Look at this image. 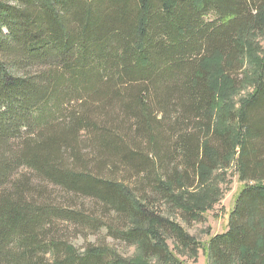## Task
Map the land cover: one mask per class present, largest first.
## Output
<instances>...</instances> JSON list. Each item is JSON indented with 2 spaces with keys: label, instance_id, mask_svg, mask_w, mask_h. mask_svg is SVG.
Returning a JSON list of instances; mask_svg holds the SVG:
<instances>
[{
  "label": "trees",
  "instance_id": "trees-1",
  "mask_svg": "<svg viewBox=\"0 0 264 264\" xmlns=\"http://www.w3.org/2000/svg\"><path fill=\"white\" fill-rule=\"evenodd\" d=\"M261 36L264 0H0V264H190L182 254L200 249L210 264H264ZM245 87L253 90L238 103ZM75 104L79 112L66 113ZM82 133L101 166L117 159L145 170L187 216L222 200L226 173L216 170L233 160L254 183L202 246L124 183L69 168ZM170 156L179 163L163 176ZM23 166L115 208L137 251L78 253L51 238L54 212L27 198Z\"/></svg>",
  "mask_w": 264,
  "mask_h": 264
},
{
  "label": "rangeland",
  "instance_id": "rangeland-1",
  "mask_svg": "<svg viewBox=\"0 0 264 264\" xmlns=\"http://www.w3.org/2000/svg\"><path fill=\"white\" fill-rule=\"evenodd\" d=\"M261 38L264 39V36H261ZM261 41L264 43L263 40ZM241 76L242 74L239 78ZM240 81L237 82L239 83ZM252 90V87L242 88L235 100L241 103L240 99ZM78 109L79 106L75 104L66 113L79 112ZM172 117L176 119L174 113ZM94 118L96 117L94 116ZM126 124L129 126L128 122ZM127 131L124 130L121 133L128 134ZM86 136L83 133L81 134L78 140L79 159L77 161L75 159L68 160L67 165L69 168L75 170H80L81 168V170H87L104 179L107 178L124 183L137 197L142 200L144 198L150 208L157 210L170 219H177L202 246L208 244L212 236L224 231L228 227L230 211L234 206L240 189L245 184L254 183V181L241 180L239 178V169L237 168L236 161L233 160L227 166L217 168L216 170L217 173H226L224 177H221L220 181V187L224 193L222 200L202 214V216H187L182 208L175 207L168 201L169 193L168 196H165V193H167L166 186L163 185L160 188L162 191H157V188L153 187L152 183L154 179L150 177L146 179L145 170L133 169L134 165L131 164L133 167H130L128 164L117 159H105L104 163L102 162L103 166H101L100 161H98L99 156L91 145V136ZM138 141L140 151H146V154L152 152L150 146L142 138ZM169 146L171 147V144ZM167 159L169 165L164 171L163 176L169 174L174 165L179 163L173 156ZM159 167L160 164L157 162L156 168L158 169ZM17 176L23 177V180L26 182H30V191L27 192L28 199L38 202L40 205H45L46 208L54 212L53 217L48 219L51 225V238L55 237L54 239L56 240H63L73 245L78 253L85 252L91 246L109 248V250L116 251L123 257H130L137 251V245L126 240L124 237L125 231L130 224L129 219L122 216L123 214L116 211L115 208L108 205L101 198L85 195L78 190L47 182L27 166L19 168ZM157 176L159 177V175ZM187 179L192 180V177L190 176ZM194 187L191 189L186 187V189L192 191L196 189V187L193 189ZM165 229L167 230L165 232L168 236L170 247L176 250V245L179 244L171 237L170 229H167V227ZM182 255V258H189L190 264H210L203 249L199 250V255L195 259L194 255L187 252Z\"/></svg>",
  "mask_w": 264,
  "mask_h": 264
}]
</instances>
